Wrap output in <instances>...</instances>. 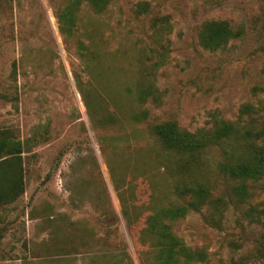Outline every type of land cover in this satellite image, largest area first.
Here are the masks:
<instances>
[{
  "label": "rangeland",
  "instance_id": "obj_1",
  "mask_svg": "<svg viewBox=\"0 0 264 264\" xmlns=\"http://www.w3.org/2000/svg\"><path fill=\"white\" fill-rule=\"evenodd\" d=\"M237 32L219 49L201 29ZM64 29V31H63ZM264 0H0V136L22 142L24 193L0 205V264H168L162 225L208 252L198 264H264V178L237 196L206 180L218 209L172 218L181 155L154 126L190 131L264 115Z\"/></svg>",
  "mask_w": 264,
  "mask_h": 264
},
{
  "label": "trees",
  "instance_id": "obj_2",
  "mask_svg": "<svg viewBox=\"0 0 264 264\" xmlns=\"http://www.w3.org/2000/svg\"><path fill=\"white\" fill-rule=\"evenodd\" d=\"M236 35L237 32L225 21H211L201 29V41L210 49L222 48ZM259 91L264 93V88H254L255 95ZM154 133L168 153L181 155L178 168L185 174L173 188L182 202L169 208L167 216L184 217L192 211L200 212L211 207L218 209L221 206L224 198L213 196L205 177L209 152L213 148L222 152L223 158L217 162L219 173L232 182L233 192L237 196H247V183L264 178V115L253 102L244 103L236 119L216 121L210 128L190 131L179 127L174 121H165L154 126ZM22 153L20 140L0 136V205L14 202L25 191ZM161 222L159 212H154L149 218L152 232L158 229L163 231V239L155 244L161 248V260L168 264H198L208 260L206 250L188 245L171 230L169 223L162 225ZM129 261L133 264L130 258ZM228 264H243V260L232 258Z\"/></svg>",
  "mask_w": 264,
  "mask_h": 264
}]
</instances>
